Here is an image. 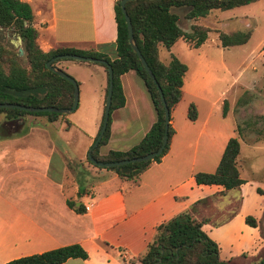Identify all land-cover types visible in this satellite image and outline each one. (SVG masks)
I'll use <instances>...</instances> for the list:
<instances>
[{"label": "crops", "instance_id": "obj_1", "mask_svg": "<svg viewBox=\"0 0 264 264\" xmlns=\"http://www.w3.org/2000/svg\"><path fill=\"white\" fill-rule=\"evenodd\" d=\"M22 1L28 2L32 8L38 28L37 43L43 51L69 46L94 49L110 58L116 56L115 0ZM188 10L186 6L174 9L179 15V27L189 31L195 22L208 27L210 30L207 38L210 33L216 34L208 45L223 51L247 44L256 30L264 27V0H253L224 10L211 9L198 21L185 18ZM249 28L251 35L245 43L228 47L219 45V32L244 31ZM206 40L199 47L192 48L187 41L179 38L169 49L159 46V58L168 63L170 56L174 55L173 47L179 41L182 44L178 48L184 51L199 50ZM207 54L198 52L196 60L199 69L192 83L186 82L184 74L181 99L184 93L193 95L201 92L203 87L199 86L214 79L207 70L215 60L208 59ZM76 63L78 64H71L70 67L81 69L86 77L84 81L77 79L79 101L75 112H71L75 113L74 119L66 118L65 115L68 114L55 121H48L45 116L27 115L22 119V125L26 123L23 131L0 137V264L72 243H79L86 250L87 258H70L61 264H139L138 258L154 237L156 225L183 212H189L191 205L202 198L199 192L203 185L194 184L182 189V175L184 171L192 170L188 177L194 181L193 175L197 171L195 166L202 160H208L211 167L216 169L227 140L234 136V132L238 134L236 122L241 119L238 113L247 104L237 105L239 95L245 91L250 93L251 89L244 86L243 90L236 92L229 104L234 125L225 121L228 110L225 116L221 112L220 118L214 116V109L210 105L202 110L201 116L199 106L196 105L197 118L191 121L187 114L182 115V111L178 114L175 105L170 111L169 121L174 131L168 150L160 161L152 162L136 181L120 179L111 171L105 179L101 177L100 181L91 185L89 190L81 186L79 169L92 172L87 166V152L102 120L107 72L104 67L93 62ZM219 64L227 68L223 59ZM261 66L260 79L264 76V59L261 60ZM120 82L125 102L111 113L108 141L99 148V154L102 155L109 150H128L140 141L156 119L141 78L130 70L120 76ZM83 83L86 86L81 101ZM228 91L226 87L221 92L222 96ZM66 120L70 122L69 127L65 126ZM52 123L57 124L59 135L49 129ZM71 131L74 134L79 131L86 137L79 153L72 141ZM61 132L68 136L62 134L60 137ZM244 133L248 131L245 130ZM58 139L59 143L56 142ZM239 142L240 151L242 142L246 146L257 147V152L264 154V139L247 142L240 136ZM260 142L262 144L258 145ZM255 156L259 155L251 154L241 158L254 179L264 170V163H253ZM203 171L213 169L209 166ZM148 174L151 175L150 180L146 179ZM107 181L111 184L107 190H103L101 186ZM125 183L133 190L143 186L149 188V191L144 194L137 192L132 196L130 194L128 199L123 187ZM215 186L214 190L220 195L228 193V190L220 192L223 190L222 186ZM243 186L244 183L239 189ZM79 189L83 194L78 196ZM256 189L261 195L255 198L253 207L250 206V214L247 210L242 212L238 228L235 226V215H230L211 228L203 229L218 243L222 259L234 260L243 254V258H258L264 247L261 221L264 216V190L260 187ZM67 199L74 200L76 206L83 203L88 207L86 212H75L67 205ZM247 205L244 203V207ZM201 212L197 207L190 211L197 218ZM247 215L255 218L256 226L245 222Z\"/></svg>", "mask_w": 264, "mask_h": 264}, {"label": "trees", "instance_id": "obj_2", "mask_svg": "<svg viewBox=\"0 0 264 264\" xmlns=\"http://www.w3.org/2000/svg\"><path fill=\"white\" fill-rule=\"evenodd\" d=\"M251 1L253 0H128L125 3L135 43L159 84L169 111L181 99V87L187 66L174 55L170 56L168 63H164L159 58V46L169 49L175 41L183 38L190 47L197 48L206 40L210 30L196 22L191 25L189 31L183 30L177 24L179 15L174 9L186 6L189 10L185 14V18L198 21L211 9L224 10ZM114 13L117 24L116 56L114 58L94 49L69 46H59L43 51L37 43L38 28L35 25L30 4L22 0H0V30H11L12 33L19 35L24 51L23 55H19L17 49L8 48L0 42L1 103L35 107H70L73 101L72 84L46 67V62L57 55L69 53L103 58L111 65L113 91L108 124L101 140L92 150V156L96 160L104 162L130 159L153 152L161 145L164 132V110L161 97L153 80L128 42L127 27L120 8V0L114 2ZM250 35L251 28L244 31L219 32V45L222 47L241 45L249 39ZM23 60L26 61L25 64ZM59 60L61 59L54 60L52 65H55ZM96 64L104 67L107 72L108 86L107 65ZM130 70H133L143 81L155 110L156 119L140 141L128 150H109L104 155L99 154V148L108 141L110 135L111 113L114 109L123 106L125 102L120 76ZM245 95H248V91H245ZM251 95L246 96L247 98L244 97V100L241 101L242 104L238 99L237 105L246 104ZM226 112L227 103L224 100L222 114L225 116ZM0 115L3 120L0 127L5 129L20 127L22 119L27 115L45 116L48 121H55L64 116L56 112H28L16 108H0ZM187 118L191 121L197 118V109L193 103L188 106ZM261 118H264V114L239 119L236 122L237 133L247 142L264 139V125L258 126V119ZM65 123V126L69 127L70 122L66 120ZM16 130L12 133H5L1 137L20 133ZM245 130L248 133H244ZM173 131L169 122L168 141L162 153L155 156L153 160L104 168L113 170L120 179L136 181L152 162L160 161L167 152ZM260 133L261 136H259ZM257 136L259 138H256ZM239 151V139L236 136H231L226 142L216 169L213 172L198 171L194 173L195 183L197 185H220L223 188L220 192L238 188L244 182L239 176L236 166ZM87 162L102 168L92 164L88 157ZM78 191L83 194L81 189ZM199 201L197 200L191 205L189 212H183L156 225L154 237L147 244L145 252L138 258L139 264H238L233 259L226 260L220 257L218 243L210 238L202 228L205 220L198 219L190 213ZM67 205L77 213L86 212L83 203L76 206L74 200L67 199ZM245 222L250 226H256L253 216L247 215ZM262 234L264 236V227ZM87 256L86 250L79 243H72L41 253L14 258L3 264H61L70 258L85 259ZM257 264H264V247L257 258Z\"/></svg>", "mask_w": 264, "mask_h": 264}, {"label": "rangeland", "instance_id": "obj_3", "mask_svg": "<svg viewBox=\"0 0 264 264\" xmlns=\"http://www.w3.org/2000/svg\"><path fill=\"white\" fill-rule=\"evenodd\" d=\"M16 36L17 35L15 33H12L11 30H0V42L8 48L17 49L19 46H22V43H18L16 41ZM215 36V33H210L206 42L204 43V45H202V48L199 50L184 49V51H180L178 45L182 44V41H179L178 44L173 47V54L176 55L175 53H177L176 57L180 61L185 63V65L187 66V71L184 76L186 82L192 83L194 76H197L199 66L196 58L197 56H199L198 52H206L208 53V59L215 60V63L210 66L209 70H207L211 78L214 79L205 81V84L203 82L201 86H199L203 87L201 92H196L193 95L184 93V97L180 100V102L176 104L178 114L181 111L182 115H184V113L187 114L189 104L193 103L195 106H199L201 116L203 113L202 110H206L207 107L212 105L215 112L214 116H219L221 118V112L223 111V102L225 100L227 103L228 110V116L225 121L228 122L230 125H234V119L231 114L233 112L231 111L229 104L232 99L235 98V94H237L236 92L243 90L244 86H246L247 88H251L249 89L250 93H248V95H245V92L241 93L239 95V103L242 104L241 101L244 100V97H248L249 94L252 95L249 97V100L244 106V108L242 107V109H240L238 116H241V118H246L249 116L254 117L260 114H264V76L261 79L259 77V72L262 68L261 60L264 59V27L257 29L247 44L230 49H225L224 51L223 49H217L213 46L210 47L208 45L210 39L214 38ZM222 59L227 63V68H224L222 65L219 64ZM23 63L25 64L26 61L23 60ZM71 64L78 63H76V61L73 59H61L56 62L55 65L60 67L70 76H72L77 82V79H79V81H84L86 77L85 72L81 71V69H74L70 67ZM203 71L204 69L202 70V72ZM85 86L86 85L84 83L81 85V101L83 98ZM226 87H228L229 91L222 96L221 92ZM204 96L208 99H205ZM221 98L224 99L222 100ZM73 114L75 113L63 115H65L66 118L71 120L74 119L75 115ZM258 121V126L261 127L262 125H264V118L258 119ZM1 122H3V120L1 119L0 115V124ZM25 127L26 123L15 129H5L0 127V137L3 136V134L5 133H12L16 129V131H22ZM49 129L52 131V133L59 135V133H57L56 123H52ZM62 134L64 136H68L67 134L65 135L63 132H61L60 137L62 136ZM71 134L72 141H74L77 152L79 153L83 149L82 144L85 142L86 137L83 135V133L79 131H77L76 134H74V131H71ZM233 135L237 136L240 140L239 134H236L234 132ZM259 136H261V133L259 134ZM259 136H257L256 138H259ZM74 138L76 140H74ZM56 142L59 143V139ZM260 144H262V142L258 143V145ZM257 151V147L246 146L241 142V151L239 156L237 157V167L240 173V177L244 181V186L240 189L239 187L235 189H230L228 190L227 194L223 191L225 194L220 195L221 193L217 192L216 189L214 190V188L216 187L215 185L201 186L203 189L199 192V195H201L202 198L200 199L199 203L196 204L195 208H200V211H202L201 214L198 215V218L205 220L203 229H208V227L211 228L219 220L226 219L230 215H235L237 219L235 226L236 228H238V219L242 212L247 210L249 211L248 214L251 213L250 211L256 201L255 198L261 195L259 191H257L256 187H260L264 190V170H261V172L258 174V178H252L247 167L243 164L244 161H242L241 158L242 156H249L251 154L259 155L254 157L253 163L262 164L264 163V154L258 153ZM87 166L90 167L92 172H84L83 170L79 169V174L81 176V186L84 188L87 187L89 190L91 185H94L95 183L101 180V177L105 179L107 175L111 174V171H113L104 167L98 169V167H95L89 163ZM209 166L210 169H213L214 171V168L211 167V163H209L208 160H202L198 162V164L195 166L197 171H194H203V169H207L209 168ZM191 171L192 170L189 169L186 172L184 171V174L181 178L184 181V187L182 189L189 188V186H193L194 184H196L192 178H189L192 173ZM150 177L151 175L148 174L146 179L150 180ZM110 184L111 183L107 181L101 186V188L103 190H107ZM123 187L125 189V195H127L128 199L130 198V194L132 196L137 192H141L142 194H144L149 191V188H144L143 186L133 190L132 188H129L130 186L128 185V183H125ZM195 193H197V191H195ZM244 203L248 204L246 206L248 208L244 207ZM261 221L263 223V229L264 216L263 218H261ZM224 246H226V243L224 244ZM244 255L245 254L235 258L234 262L238 264H257V258H243Z\"/></svg>", "mask_w": 264, "mask_h": 264}, {"label": "water", "instance_id": "obj_4", "mask_svg": "<svg viewBox=\"0 0 264 264\" xmlns=\"http://www.w3.org/2000/svg\"><path fill=\"white\" fill-rule=\"evenodd\" d=\"M128 0H120V8L121 11L124 15V19H125V23H126V27H127V34H128V42L131 46V48L133 49V51L135 52V54L137 55L138 59L140 60L142 66L144 67V69L147 71L148 75L150 76V78L153 80L155 86L157 87V90L160 94L161 97V102L163 105V110H164V132H163V136H162V141H161V145L159 146V148L153 152H149L145 155L142 156H137V157H133L130 159H123V160H118V161H98L96 160L93 156H92V150L93 148L99 143V141L101 140L107 124H108V118H109V111H110V105H111V96H112V91H113V71H112V67L111 65L108 64L107 60L103 59V58H95V57H91V56H83V55H79V54H60L57 55L51 59H49L46 62V67L47 69L55 72L57 75H59L60 77L68 80L72 86H73V101H72V105L68 108H58V107H35V106H26V105H21V104H14V103H1L0 102V108H16V109H20V110H24V111H28V112H56V113H60V114H69L71 112H73L77 105H78V101H79V85L77 83V81L70 76L69 74H67L65 71H63L61 68H59L56 65H52V62L56 59H73V60H77V61H88V62H96V63H101V64H105L107 65V70H108V86H107V92H106V97H105V102H104V108H103V117H102V122H101V126L99 128V131L93 141V143L91 144L88 152H87V157L88 160L99 167H111V166H120V165H125L128 163H134V162H142V161H148V160H153L155 158V156L159 155L162 153L167 141H168V125H169V121H170V111L169 108L166 105L165 99L163 97V93L162 90L159 86V84L157 83L150 67L148 66L147 62L145 61L144 57L142 56L138 46L135 43L134 37H133V30H132V24H131V20L130 17L128 16L127 12H126V8H125V3ZM16 40L18 41V43H21V37L19 35L16 36ZM17 53L19 55H23L24 51L22 46H19L17 48ZM80 195V193H78V196ZM79 204V202L77 203Z\"/></svg>", "mask_w": 264, "mask_h": 264}, {"label": "built area", "instance_id": "obj_5", "mask_svg": "<svg viewBox=\"0 0 264 264\" xmlns=\"http://www.w3.org/2000/svg\"><path fill=\"white\" fill-rule=\"evenodd\" d=\"M89 205L91 206V204H89ZM85 208H86V210H87L88 207L86 206Z\"/></svg>", "mask_w": 264, "mask_h": 264}]
</instances>
